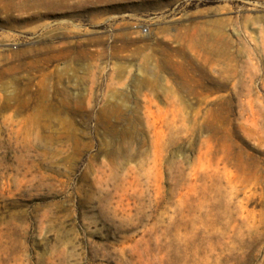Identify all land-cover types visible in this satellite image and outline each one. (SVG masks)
<instances>
[{"label": "rangeland", "instance_id": "374dc122", "mask_svg": "<svg viewBox=\"0 0 264 264\" xmlns=\"http://www.w3.org/2000/svg\"><path fill=\"white\" fill-rule=\"evenodd\" d=\"M0 264H264V0H0Z\"/></svg>", "mask_w": 264, "mask_h": 264}]
</instances>
